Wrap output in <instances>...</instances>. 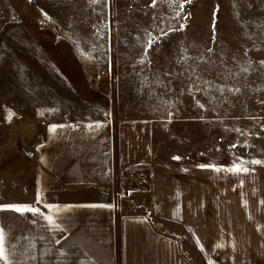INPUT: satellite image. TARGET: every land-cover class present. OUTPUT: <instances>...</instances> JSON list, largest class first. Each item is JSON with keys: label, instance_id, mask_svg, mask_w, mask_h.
Instances as JSON below:
<instances>
[{"label": "rangeland", "instance_id": "rangeland-1", "mask_svg": "<svg viewBox=\"0 0 264 264\" xmlns=\"http://www.w3.org/2000/svg\"><path fill=\"white\" fill-rule=\"evenodd\" d=\"M36 1L0 0V205L40 207L38 192L48 203L50 180L71 177L76 168L93 182L95 153L81 152L87 138L78 135L85 132L96 140L116 120L151 124V163L165 177H207L213 170L199 165L212 164L221 168L214 171L220 179H264L261 165L247 164L249 171L236 176L224 170L233 160H264V0ZM180 3L184 9L176 17ZM180 24H186L183 31L161 34ZM146 33L159 38L147 57ZM182 55L190 59L182 61ZM52 125L65 127L50 132ZM102 142L111 156L110 140ZM97 157L110 164L106 153ZM145 171H120L121 179L137 183L136 195L146 191V185L138 191L144 185L137 179L143 174L147 181ZM122 200L134 209L143 207V200L134 201L128 192ZM251 207L249 199L231 209L246 253L253 251L255 242L247 239L255 232L244 218L240 223V210ZM28 216L0 212L9 252L17 240L16 221L26 224ZM187 218L192 216L187 213ZM40 243L47 245V237L40 241L32 235L28 241L34 248Z\"/></svg>", "mask_w": 264, "mask_h": 264}, {"label": "crops", "instance_id": "crops-1", "mask_svg": "<svg viewBox=\"0 0 264 264\" xmlns=\"http://www.w3.org/2000/svg\"><path fill=\"white\" fill-rule=\"evenodd\" d=\"M78 136L87 138L81 152L95 153L91 162L96 178L89 182L76 168L71 177L51 179L45 191L48 203L114 207H71L63 214L66 231L55 236L39 220L34 224L32 215L28 216L26 224L16 221L17 240L11 253L17 260L35 255L37 259L33 264H41V260L43 264H55L57 259L67 260L68 257L78 259L74 264L81 260L91 264H251L252 259V264H264V179H220L214 171L200 178L165 177L151 163L153 135L147 121L116 120L114 128L102 129L96 140L89 139L85 132ZM103 139L110 140L111 156ZM78 146L80 151L82 145ZM101 153L107 154L110 164L99 161L97 156ZM136 168L145 169L148 175L143 183L146 191L141 195L134 192L136 182L121 179L120 175V171ZM120 183L124 186L123 195ZM127 192L134 201L143 200V207L134 209L121 201V196ZM249 199L252 207L240 210V223L244 218L251 225L255 233L249 235L247 241H254L255 245L253 251L250 248L246 253V241H240L242 237L233 228L235 216L231 209L233 206L241 208ZM187 213L192 216L191 220ZM203 214H207L206 218H200ZM244 230L247 232L246 227ZM101 234H106V238ZM32 235H37L40 241L46 236L48 244L30 247L28 241ZM222 235L225 243L215 241ZM232 235L237 236L232 238ZM57 239L60 244L56 243ZM226 246L234 249L228 253L221 251ZM60 250L67 256L59 257ZM43 251L49 254L42 257ZM215 251L220 252L218 257Z\"/></svg>", "mask_w": 264, "mask_h": 264}, {"label": "snow or ice", "instance_id": "snow-or-ice-1", "mask_svg": "<svg viewBox=\"0 0 264 264\" xmlns=\"http://www.w3.org/2000/svg\"><path fill=\"white\" fill-rule=\"evenodd\" d=\"M185 2L190 3L191 0H185ZM154 5H155V0H154ZM153 5V6H154ZM180 7V11L176 12V17H179L181 12L184 9V3H180L179 5ZM46 16V14H44ZM184 18L185 20H187L188 18V14L185 13L184 14ZM214 19H215V13H214ZM186 27V24H180L179 29H176L175 25H170L167 29V31H165L164 29H161V34L162 35H167L169 32L172 31H183ZM213 29L215 31V23L213 24ZM159 38L153 36L151 33H146V43L144 45L145 48V57H147L148 55V50L152 48L153 44L158 42ZM209 51H211V49H209ZM190 59V57L187 56H181V60H187ZM145 62V59H141L140 63L143 64ZM180 62V61H178ZM264 63V62H261ZM245 72L250 71L248 68H244L242 69ZM195 73H193L194 75ZM197 79H199V77H197ZM205 84H207L208 82L205 81ZM193 87H196L197 91H200L202 89H200L199 87L193 85ZM189 91H191V88L189 89ZM204 91H207V89H204ZM217 91L221 92V94H223L224 89L223 88H218ZM229 91H233L232 89H229ZM235 91H239V89H235ZM197 103L199 104V101H197ZM201 107H203V105H200ZM65 127L64 125H52L50 127V132H55L57 128H63ZM88 127L91 129L92 125H88ZM96 127H100V125H97ZM237 131L239 132L240 130L237 129ZM237 146H241V145H231L230 147H237ZM244 147H252L249 145H242ZM39 151V149H38ZM173 159L179 160V157H174ZM247 164H251V165H261L264 166V160L261 159H250L247 161L241 160L239 163H237L236 160L232 161V166L230 168L224 169L226 172H230L232 173L234 176L236 175H240L242 173H247L249 171L248 167L246 166ZM199 167L201 169H211L217 173H219L221 171V168L219 166L216 165H199ZM243 183V181H241V184ZM36 203L37 205H40V207H35L33 205H0V212L2 211H10L14 214H16L17 216H24L28 213H31V215L33 216V223H37L38 220L40 222H42V226L46 227L48 229L49 232L53 233V235L55 236L57 233H63L64 231H66L64 224H63V214L64 212L71 208V207H90V208H111L114 207L112 205H84V206H69V205H59V204H48L46 200L42 199L40 193L38 192L37 194V199H36ZM42 209H47V211H43ZM43 238V237H42ZM57 244H60L61 241L59 239L56 240ZM32 247H34V245H32ZM49 253L47 251H43L42 252V257L48 255ZM13 253L8 251V246H7V232L5 231L4 227L2 224H0V264H26V262L24 261H20V260H16L13 259ZM58 256L59 257H66L67 254L65 253V251L60 250L58 252ZM29 259L31 261H35L36 260V256L32 255L29 257ZM41 264H43L42 260H41ZM55 264H69V262L66 259H57ZM79 264H91L90 261H86V260H81L79 261Z\"/></svg>", "mask_w": 264, "mask_h": 264}, {"label": "built area", "instance_id": "built-area-1", "mask_svg": "<svg viewBox=\"0 0 264 264\" xmlns=\"http://www.w3.org/2000/svg\"><path fill=\"white\" fill-rule=\"evenodd\" d=\"M137 179H138L139 183H141V184L144 183V175L143 174L138 175ZM138 191L143 192L144 191V186H140L138 188Z\"/></svg>", "mask_w": 264, "mask_h": 264}, {"label": "water", "instance_id": "water-1", "mask_svg": "<svg viewBox=\"0 0 264 264\" xmlns=\"http://www.w3.org/2000/svg\"><path fill=\"white\" fill-rule=\"evenodd\" d=\"M30 2H32V3H35V4H36V2H37V1H36V0H30Z\"/></svg>", "mask_w": 264, "mask_h": 264}]
</instances>
